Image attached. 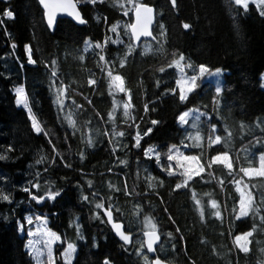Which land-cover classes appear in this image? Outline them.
I'll list each match as a JSON object with an SVG mask.
<instances>
[{"label":"trees","instance_id":"trees-1","mask_svg":"<svg viewBox=\"0 0 264 264\" xmlns=\"http://www.w3.org/2000/svg\"><path fill=\"white\" fill-rule=\"evenodd\" d=\"M73 1L85 23L58 16L49 29L38 0H0V155L7 157L0 161V189L11 194L10 201L0 200V264H33L19 233L32 208L48 216L49 228L61 238L55 264H65L60 251L68 243L76 247L73 264H144V256L151 260L145 247L143 255L136 249L147 217L160 237L156 253L162 260L264 264V176L241 171L258 167L264 152V16L254 5L245 12L233 0H135L153 7L156 17L154 39L134 46L126 28L133 21L127 0ZM5 9L14 18L5 17ZM184 23L191 27L184 29ZM181 53L189 74L200 64L226 71L219 106L209 83L179 101L173 61ZM109 72L123 78L130 94L127 115L122 104L129 97L111 86ZM20 86L41 133L33 131L28 109L15 103ZM188 109L201 111L199 126L180 125L177 117ZM149 127L152 133L144 136ZM137 132L140 146L133 147ZM216 136L220 143L210 146ZM148 147L165 154L181 148L197 155L204 171L176 189L180 177L147 157ZM224 152L231 169L212 163V156ZM237 180L253 197L242 218ZM23 187L37 196L60 195L37 203ZM97 202L112 205L114 220L132 234L129 245L115 237ZM248 232L245 253L233 239Z\"/></svg>","mask_w":264,"mask_h":264},{"label":"snow or ice","instance_id":"snow-or-ice-1","mask_svg":"<svg viewBox=\"0 0 264 264\" xmlns=\"http://www.w3.org/2000/svg\"><path fill=\"white\" fill-rule=\"evenodd\" d=\"M38 2L44 9V17L47 21V26L49 29L53 28L57 13H66L68 16L73 17L78 23H80V24L85 23V20L81 18L80 12L77 10V6L73 2V0H59V2H55V0H38ZM89 2H94V0H89ZM127 2H128V4L131 5V10L133 11L134 18H135L134 23L128 24L126 26L127 29L131 30L132 39L135 41V40H139L141 37L151 36L152 32L150 31V25H152V23H153V8L151 6H149L148 4L135 2V0H127ZM172 2H173V5H175V0H172ZM234 3H235V5L242 7L246 12L247 8H248L249 0H234ZM252 3L257 4V6L260 8V15L264 16V0H252ZM3 15L7 18H14V13L9 9H5L3 12ZM125 15H127V12H125ZM190 27L191 26L188 23L183 24V28L186 30L189 29ZM161 28H163V25H161ZM114 30L115 29H113V31ZM13 47H15V45H13ZM97 47H100V45H97ZM24 50L26 53H29L28 63L34 64L35 61L32 59L31 49L29 48L28 44L24 45ZM104 59H105L104 56H100L101 61H103ZM183 60H184V56L181 53V54H179V60H174L173 64L176 67L181 68V70H182V65L180 62ZM172 66H173L172 64L168 65V67H172ZM188 66L191 67V65H188ZM198 68H199V75L200 76H204L205 74L220 76V74H221L220 68H216L214 72L210 71L209 68L206 67L204 64H200L198 66ZM159 71L163 72L164 68H160ZM55 75H56L55 72H53V76H55ZM108 75L111 77V86L114 87L115 89H117L119 92H122L126 96L129 97L128 102L124 103V105H123L124 110H125V115H127L128 110L132 107V105H131L130 94H129L128 90L124 87V80L120 75L113 76L111 72H109ZM197 79H198L197 76H192L190 78V80L189 79H178L176 81V85L179 87L178 99L181 103L185 102L188 99V94L193 92L194 89H196ZM262 79H264V74H262ZM88 83L91 85L94 83V81L89 80ZM157 84H159V82H157ZM262 86H264V85H262ZM14 91H15V103L17 105L23 104L24 107L26 109H28V119L31 121V126H32L33 131L36 133H41L43 131V129L41 128L36 117L32 114L31 109L28 108V99L25 95L24 88L22 86L16 87ZM171 91L175 92V89H172ZM215 93L217 95L213 98V104H214V106H219V104H220L219 94L221 93V87L220 86H217L215 88ZM61 94H63L62 90H61ZM60 103L63 104V101H60ZM152 110L155 111L154 108ZM145 111L146 112L148 111V105L147 104L145 105ZM189 114H190L189 111H185V112L181 113L177 117L179 123L185 124L187 122V117L189 116ZM110 116H111V114H110ZM198 119H199V116H197V120ZM158 123L159 122L157 120L151 121L152 125H157ZM212 127H213V129L215 128V126H212ZM152 131H153V128L149 127L147 129V131L144 132L143 135L148 136L150 133H152ZM120 135H123V133H121ZM140 138H141L140 133L137 132L136 136L134 137L136 143L133 145V147H139L140 146ZM220 141H221V137L216 136L215 139H210L209 143L211 146L213 144L220 143ZM89 146H91V143ZM9 150H11V149H9ZM53 151H55V148H53ZM148 151L149 150L145 151L146 156L148 155ZM159 155L160 154L157 153V159H159ZM5 159H7V157L5 155H0V161L5 160ZM173 159L177 160L178 166H182L181 161L195 162L197 160V158L195 156H183L180 153H177L176 156H173V155L168 156L169 161H171ZM260 162H261L260 170L257 172V174L260 176H264V154H262L260 156ZM37 163H40V161H37ZM212 163L223 164L228 169L232 168V164L229 162V156H228L227 152L212 156ZM67 166L68 165H66V167ZM203 171H204V168L202 166H195L194 164H189L188 167L184 168V171L181 173V175H183L185 178L184 182L183 183H177L175 185V188L181 189V188L187 187L188 181L192 180L194 176H200V174ZM241 171L244 172L245 175H251L254 170L251 168H242ZM168 174L170 176L173 175V172L171 170V165H169ZM29 183L31 184L32 188H38L39 187V184L31 183V181H29ZM90 183L91 182H89V184ZM22 191L25 193H28L30 199L32 201H36L37 203L44 200L45 196L47 197L48 200H53L56 196L60 195V192H58V191H48L45 193V195H42V196L33 195L30 192L29 187H23ZM236 191L240 195L238 218L243 217V216H247L249 214V211L252 210V208H253L252 193L251 192H245L239 186L236 188ZM10 196H11L10 193L5 194L4 190L0 189V200L10 201ZM81 199L87 201L89 199V197L86 195H81ZM197 203H199V202H197ZM210 203H211L212 208L215 209L217 207V204L215 201H211ZM111 207H112V205L109 204L107 209H103L102 202L95 203V208L96 209H103V215L107 217V223L111 224L112 229L115 231V234L119 237V239L121 241L124 242L125 245H127L129 243V240H130V235L126 234L122 230V226L120 223L114 222L113 215L111 212ZM215 215L217 216V218L220 217V213L218 211L215 213ZM7 219H8V217H5V220H7ZM169 219H171V217H169ZM35 220L43 222V221H45V218L41 217V216H36ZM25 222L27 224L31 225L33 223V219L28 217V216H25ZM154 227L155 226L153 225V229H154ZM19 228L21 231H23V225H20ZM37 231H39V229H37ZM177 232H179V229H177ZM41 234L46 237L45 244L48 247L47 264H54V259H53L52 250H51V244L53 243V241L58 240L59 237L57 236V234L55 232L50 231L48 229H45ZM251 234H252L251 232H248V233H244L242 235H237L235 237V240H236L238 246L240 247L241 251H243L245 253H247L249 251L246 243L240 244L239 242L244 240L246 237L251 236ZM27 235L29 237H33L34 235H36V232L29 229L27 232ZM143 235L145 237V240L141 242L140 248L136 249L138 255H143L141 253L140 249L144 248L145 245H146L147 252L153 253L155 251L153 245L156 244L157 240L159 239V236L157 235V233L154 230L153 231H145L143 233ZM169 235H171V233H169ZM180 239L183 240V236H181ZM25 247L29 249L30 255H34L37 259L39 258L40 254L38 252L33 251V243L31 240L25 245ZM75 251H76V248L74 247V245L72 243H68L67 247L65 248V250L63 252V256L65 258V264H70L72 254ZM104 264H109V261L105 260ZM144 264H161V261L158 257L154 261H150L147 256H144Z\"/></svg>","mask_w":264,"mask_h":264},{"label":"rangeland","instance_id":"rangeland-1","mask_svg":"<svg viewBox=\"0 0 264 264\" xmlns=\"http://www.w3.org/2000/svg\"><path fill=\"white\" fill-rule=\"evenodd\" d=\"M249 5H254L256 7V9L258 10V12L260 13V8L257 6V4L252 3V0H249L248 6ZM116 28H117V25H115L112 29H115L116 30ZM86 46H87V49H88V48H91L92 47V44H90V42L87 41L86 42ZM100 47L103 48L104 47V44H101ZM26 54L29 55V53H26ZM184 61L185 60H183V61L180 62L181 65H182V70H181V68L176 67L178 79H189L190 80V78L192 76H197L198 77V79L196 81L197 87L199 85H201V84H206V83L208 84L209 83V84H212L213 85L214 89L217 86H220L221 87V91L223 90L224 79H225V74H226V71L224 69H221L220 68L221 69L220 76L207 75V74H205L204 76H200L199 75V68L197 66L196 68L193 69V73L192 74H189L188 71H187V67H186V64H185ZM209 70L212 71V72L215 71V69H209ZM113 76H115V75H113ZM262 85H264V79H262V75H261V86ZM262 88H264V86H262ZM177 89L179 91V87L178 86H177ZM115 90L118 91L117 89H115ZM123 105H124V103L122 104V106ZM18 106L24 107L23 104L18 105ZM186 111H189L190 112L189 116L187 117V122L185 124H180V125L185 126L187 124H190L191 126H193V125L194 126H199L200 125V124H198L199 122H196V121L200 120V118L202 116L201 111L199 109H188ZM197 116H199V119L198 120H197ZM108 135H109V133H108ZM200 139H201L200 134H197L196 140L199 141ZM146 150H149L147 157H149V158H155L157 160L158 164L160 165V168L163 169L167 174H168V170H169V165H171V170L173 172V175L174 176L176 175V176H179L180 177V182L179 183H183L184 182V179L185 178H184L183 175H181V173L184 171V168L188 167L189 164H194L195 166H202L201 161H200V159H199V157L197 155L184 153L185 151H183V149H181V148L171 147L170 150H169V152L166 153V154L165 153H160L157 150V148H155V147H148ZM157 153L160 154L159 155V159H157ZM177 153H180L183 156H195L197 158V160L195 162H192V161H188V162L181 161V165L182 166H178L176 159H173L171 161L168 160V156L169 155L176 156ZM262 154H264V152ZM260 156H259V164H258V167L252 168L254 170L253 173L251 175H246V176H257L258 175L257 172L260 170V164H261V162H260ZM229 162H230V159H229ZM195 177L196 176H194L193 178H195ZM190 181H188V183ZM238 186L242 190H244L245 192H249V189L248 188L246 189L243 186V184L241 183L240 180H237L236 181V188ZM25 216H28V217H30V218L33 219V223L31 225H29V224H27L25 222ZM36 216L44 217L45 218V221H43V222L42 221H36L35 220V217ZM239 218H242V217H239ZM48 222H49V220H48V216L46 214H43V213L39 212L38 210H36L35 208H32L31 209V212H29V213H27V214L24 215L23 222L19 223V226L20 225H23V231H21L20 228H19V233H20L21 236H24L25 237V245L31 240L32 243H33V251L34 252H38L40 254L39 255V258L37 259L34 255H30L29 249L25 247V250L28 252V254H29V256H30L33 264H47V251H48V247L45 244L46 237L44 235H42L41 233L45 229H48L50 231H53V230H51L49 228ZM153 225L155 226V223H154V221L152 219H150L149 217L144 218L143 225H142V229H143L144 232L145 231H153V230L155 231L156 230V226L153 229ZM29 229H31L34 232H36V235H34L33 237H29L27 235V232H28ZM37 229H39V231H37ZM57 236L59 237V239L56 240V241H53V243L51 244V250H52V255H53V259H54V264L56 262V246L59 245V244H61V238H60V236L58 234H57ZM233 243H234V245L237 248L240 249V247L238 246L235 238L233 239ZM239 243L240 244H245L246 243V245L248 247V237H246L244 240L240 241ZM66 247H67V245L64 247V249H62L60 251V257H61V259H62V261L64 263H65V258L63 256V252H64V250H65ZM75 255H76V251L72 254V257H71V260H70V264H73Z\"/></svg>","mask_w":264,"mask_h":264},{"label":"water","instance_id":"water-1","mask_svg":"<svg viewBox=\"0 0 264 264\" xmlns=\"http://www.w3.org/2000/svg\"><path fill=\"white\" fill-rule=\"evenodd\" d=\"M55 2H59V0H55ZM74 2V1H73ZM75 3V2H74ZM76 4V3H75ZM76 6H77V10H78V5L76 4ZM153 8V7H152ZM79 11V10H78ZM58 16H67V17H70V16H68L66 13H57V16H56V18L58 17ZM155 17H156V15H155V10H154V8H153V23H152V25H150V31L152 32V27H153V25H154V23H155ZM71 19H73L74 21H76L73 17H70ZM132 18H133V21H132V23H134L135 22V18H134V13L132 12ZM77 22V21H76ZM129 32H130V35H131V30L129 29ZM132 38V37H131ZM154 39V36H153V32H152V35L151 36H149V37H141L139 40H133L132 39V41H133V45L134 46H138L142 41H144V40H153ZM108 207H103V209H107ZM103 209H102V214H103ZM112 212V211H111ZM112 215H113V213H112ZM103 217H104V219L106 220V222H107V217L106 216H104L103 215ZM113 220H114V217H113ZM114 222H117V223H120L121 224V226H122V230L126 233V234H129L130 235V240H129V243L127 244V245H129L130 243H131V241H132V234L131 233H128V232H126L125 231V229H124V226H123V224L121 223V222H118V221H115L114 220ZM108 224V223H107ZM109 225V227L111 228V230H112V232H113V234L115 235V237L121 242V243H123L124 244V242L123 241H121L120 239H119V237L115 234V231L112 229V226H111V224H108ZM156 232V231H155ZM143 233H144V231L143 232H139V235H141L142 236V238H143V241L145 240V237H144V235H143ZM157 233V232H156ZM157 235H158V233H157ZM159 236V235H158ZM160 237H159V239L157 240V243L156 244H154L153 245V247H154V252L153 253H148L147 252V249H146V245H145V249H146V252H147V254H148V256L150 257V261H154L158 256H157V253H156V248H157V246L159 245V243H160ZM159 258V257H158ZM160 259V261H161V264H175V263H170V262H167V261H165V260H162L161 258H159Z\"/></svg>","mask_w":264,"mask_h":264}]
</instances>
